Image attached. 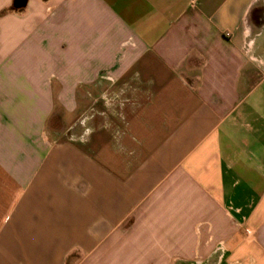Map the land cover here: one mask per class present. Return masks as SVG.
Listing matches in <instances>:
<instances>
[{
	"label": "crops",
	"instance_id": "obj_1",
	"mask_svg": "<svg viewBox=\"0 0 264 264\" xmlns=\"http://www.w3.org/2000/svg\"><path fill=\"white\" fill-rule=\"evenodd\" d=\"M0 0V264H264V0Z\"/></svg>",
	"mask_w": 264,
	"mask_h": 264
},
{
	"label": "water",
	"instance_id": "obj_2",
	"mask_svg": "<svg viewBox=\"0 0 264 264\" xmlns=\"http://www.w3.org/2000/svg\"><path fill=\"white\" fill-rule=\"evenodd\" d=\"M26 5V0H14L13 8L14 10L23 9Z\"/></svg>",
	"mask_w": 264,
	"mask_h": 264
}]
</instances>
